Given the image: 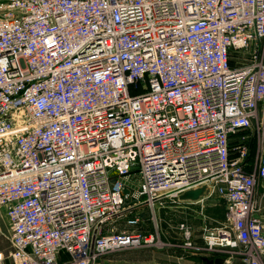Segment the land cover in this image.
Returning a JSON list of instances; mask_svg holds the SVG:
<instances>
[{
  "label": "built area",
  "instance_id": "2783aa9c",
  "mask_svg": "<svg viewBox=\"0 0 264 264\" xmlns=\"http://www.w3.org/2000/svg\"><path fill=\"white\" fill-rule=\"evenodd\" d=\"M262 102L264 0H0L12 264H98L159 245L155 232L104 229L201 186L226 209L205 228L207 247L264 264V147L249 171L248 137L235 156L231 146L261 131ZM134 174L138 189L120 179Z\"/></svg>",
  "mask_w": 264,
  "mask_h": 264
},
{
  "label": "crops",
  "instance_id": "0c3cea01",
  "mask_svg": "<svg viewBox=\"0 0 264 264\" xmlns=\"http://www.w3.org/2000/svg\"><path fill=\"white\" fill-rule=\"evenodd\" d=\"M261 131L254 127L235 134L231 139L232 153L237 155L236 147L246 137L250 145L247 169L253 171L258 160V151L264 147V110L260 111ZM262 207L261 217L264 219V180H259L255 188ZM163 203L171 209L170 219L159 211L160 226L155 225V233L161 238L160 244L139 248H124L113 251L111 264H247L239 255L233 254L227 247H207L203 239L205 228L218 225L226 220L224 201L215 192H205L198 200L166 198ZM163 203H160L163 205ZM125 216L110 219L107 225ZM172 217V218H171ZM166 218V219H165ZM173 219V220H171ZM164 221V223H163ZM105 226V227H106ZM115 226L106 231L114 230ZM154 228V229H155ZM186 229L191 232L190 241L185 236ZM135 226L131 230L137 231ZM176 239V240H175ZM190 242V245L187 244ZM264 262V257H262Z\"/></svg>",
  "mask_w": 264,
  "mask_h": 264
},
{
  "label": "rangeland",
  "instance_id": "374dc122",
  "mask_svg": "<svg viewBox=\"0 0 264 264\" xmlns=\"http://www.w3.org/2000/svg\"><path fill=\"white\" fill-rule=\"evenodd\" d=\"M258 109L264 110V102L260 103ZM264 144L262 143L261 146ZM121 181H127L128 184L132 183V187L138 189L139 185V176L138 174L130 175L127 178H120ZM135 199L127 201L126 206L132 205ZM130 210V209H129ZM159 211L162 213V219L166 216L167 219H170L171 209L166 207L165 204H156V206L151 207L148 204H141L139 207L135 208L133 211L130 210L125 213V216L114 222V225H107L104 229L106 233L108 228L115 226L114 231L120 232L125 230H131L134 226L137 231L142 232H155V225L160 226L161 221H159ZM138 218L137 223H129V220L132 218ZM172 218V217H171ZM166 219V218H165ZM173 220V219H171ZM164 223V221H163ZM155 228V229H154ZM176 240V239H175ZM11 248V229L7 215L5 213V208L0 206V254L4 257V264H12L9 257V251ZM115 252H109L101 256L97 262L98 264H111L110 257L113 256Z\"/></svg>",
  "mask_w": 264,
  "mask_h": 264
},
{
  "label": "water",
  "instance_id": "95a60500",
  "mask_svg": "<svg viewBox=\"0 0 264 264\" xmlns=\"http://www.w3.org/2000/svg\"><path fill=\"white\" fill-rule=\"evenodd\" d=\"M206 191H208V188L206 186H201L195 189H189L183 192L180 195V198L198 200L202 195L205 194Z\"/></svg>",
  "mask_w": 264,
  "mask_h": 264
}]
</instances>
